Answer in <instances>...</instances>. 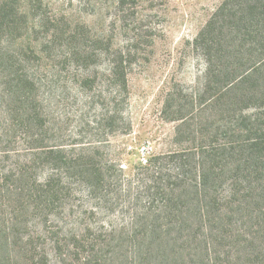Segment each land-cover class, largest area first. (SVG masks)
I'll list each match as a JSON object with an SVG mask.
<instances>
[{"label": "rangeland", "instance_id": "374dc122", "mask_svg": "<svg viewBox=\"0 0 264 264\" xmlns=\"http://www.w3.org/2000/svg\"><path fill=\"white\" fill-rule=\"evenodd\" d=\"M221 1L140 0L126 13L117 0H0V62L18 57L32 82L24 90L41 113L24 126L20 120L28 115L18 101V135L0 144V175H7L0 180L5 264H18V237L29 235L48 264L73 263L78 234L86 248L107 244L121 252L138 243L123 263L134 264L154 230L172 229L179 248L180 233L196 229L172 223L174 217L191 221L209 200L211 211L229 210V195L244 175L226 170L223 148L246 137L242 128L250 119L264 126V65L244 85L243 103L230 102L223 77L210 82L207 58L193 40ZM118 45L134 49L123 92L110 69L109 51ZM257 58L246 54L238 64L251 69ZM3 73L0 105L12 91ZM144 143L147 164L138 149ZM212 149H218V167L205 178ZM190 252L178 261L151 262L200 264Z\"/></svg>", "mask_w": 264, "mask_h": 264}, {"label": "trees", "instance_id": "16d2710c", "mask_svg": "<svg viewBox=\"0 0 264 264\" xmlns=\"http://www.w3.org/2000/svg\"><path fill=\"white\" fill-rule=\"evenodd\" d=\"M139 2L140 0H117V6L129 13L127 11L136 7ZM135 35L134 40H140L137 33ZM196 35L194 46L205 54L207 70L210 76L214 77L210 82L217 83L215 78L221 81L223 77L227 83L226 92L230 94V102L243 103L246 99L243 93L244 85L252 81L264 65V0H222ZM128 44H132L131 41ZM133 52L134 49L129 45H118L109 51L114 56L110 66L111 73L117 78L121 92L128 88L127 62ZM246 54L261 59L257 58L251 69L242 70V64L238 62ZM1 58L3 79L10 84L12 91L10 97L0 105V144L18 135V101L24 104L20 107L21 113L28 115L26 122L20 120L24 126L33 125L36 117L39 119L41 115L37 105L33 104L35 99L24 90L26 84L32 82L22 73L18 57L12 54ZM21 83L23 85H20ZM33 106V113H30V107ZM110 119H115V116L112 115ZM249 122L242 128L246 137L240 143L230 142L223 148L226 170L233 172L235 176L244 175L238 179L236 188H233L229 195L226 207L229 210L221 211L217 208V211H211L214 206H211L213 201L209 200L199 206V212L192 216L191 221L174 217L176 222L172 223L185 225L191 222L197 225L196 229H192L193 233H180L175 239L177 242L182 241L179 248L173 244L172 229L154 230L148 243L139 246L138 259L134 264H157V261H162V257L178 261L179 254L184 256L188 249L193 251L190 252L192 263L198 261L200 264H225L237 252V261L234 264H264V126L251 119ZM41 126L44 127L43 124ZM29 136L35 138V134ZM43 146L39 145L37 148ZM217 150L209 151L215 156L209 159L210 172L205 173V178L215 173L218 167ZM0 152L4 154V149ZM54 152L52 149L47 151L50 154ZM87 165V169L94 170L92 175L98 178L100 172L98 173L97 168L90 162H87ZM6 176L0 175V180L6 182ZM158 176L154 177L156 181L161 179ZM13 188L18 193V187ZM3 191L4 188L0 185V196H3ZM77 236L79 234L75 235V243L71 244L77 255L74 262L68 264H123L126 257H129L131 248L138 245L136 243L129 249L125 247L121 252L107 244L97 247V243H90L91 246L86 248ZM18 242L21 244L13 257L18 260V264H48L46 253L35 246V241L30 235L18 237ZM6 243L9 244L8 241ZM228 247H232V250L223 249ZM61 252L66 253L62 250ZM5 259L7 260V257ZM153 259L157 261L151 262ZM3 260L1 258L0 262L5 264L6 261Z\"/></svg>", "mask_w": 264, "mask_h": 264}, {"label": "built area", "instance_id": "2783aa9c", "mask_svg": "<svg viewBox=\"0 0 264 264\" xmlns=\"http://www.w3.org/2000/svg\"><path fill=\"white\" fill-rule=\"evenodd\" d=\"M138 149H139V154L141 157L140 161L144 164H147L149 161V156H150L149 155L150 154V145L144 143Z\"/></svg>", "mask_w": 264, "mask_h": 264}]
</instances>
